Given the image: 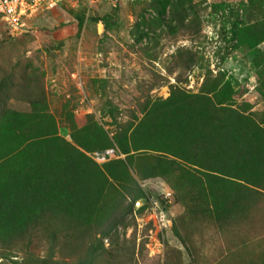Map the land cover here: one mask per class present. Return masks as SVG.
Here are the masks:
<instances>
[{"label": "rangeland", "instance_id": "374dc122", "mask_svg": "<svg viewBox=\"0 0 264 264\" xmlns=\"http://www.w3.org/2000/svg\"><path fill=\"white\" fill-rule=\"evenodd\" d=\"M27 25L10 35L0 17L4 107L30 112L26 95L44 91L66 140L89 115L112 137L118 125L142 116L147 100L169 98L180 71L181 88L211 97L223 90L264 125V0H67L39 9ZM179 54L196 60L188 73ZM88 155L100 165L126 159L116 152ZM130 168L136 183L128 179L124 188L113 181L105 197L118 203L124 224L103 243L100 230L88 224L86 244L68 234L56 258L68 264H264V191L247 192L238 215L216 224L203 214L205 201L184 202L173 178L141 179ZM141 189L145 196L136 198ZM42 233L34 232L30 250L45 257ZM77 243L84 250L75 260L68 248ZM4 254L0 264H32L25 249Z\"/></svg>", "mask_w": 264, "mask_h": 264}, {"label": "trees", "instance_id": "16d2710c", "mask_svg": "<svg viewBox=\"0 0 264 264\" xmlns=\"http://www.w3.org/2000/svg\"><path fill=\"white\" fill-rule=\"evenodd\" d=\"M179 65L188 73L196 60L186 62L179 54ZM181 75L171 84L169 98L147 100L142 116L118 125L112 137L89 115L83 126L72 130L71 141L58 134L44 91L41 97L26 95L30 112L4 107L0 92L1 257L25 249L32 264H68L56 258L65 248L61 239L75 234L86 244L88 224L100 230L103 243L125 222L118 203L105 200L106 191L113 181L124 188L128 179L136 183L130 167L141 179L173 178L184 202L205 201L203 214L216 224H229L238 215L247 192L264 191V125L238 109L223 90L211 97L181 88ZM95 151L126 154V159L100 165L88 155ZM193 191L198 192L191 196ZM144 196L141 189L136 198ZM37 230L48 240L45 257L30 250ZM174 231L183 237L176 225ZM84 244L71 245L69 256L75 258Z\"/></svg>", "mask_w": 264, "mask_h": 264}, {"label": "built area", "instance_id": "2783aa9c", "mask_svg": "<svg viewBox=\"0 0 264 264\" xmlns=\"http://www.w3.org/2000/svg\"><path fill=\"white\" fill-rule=\"evenodd\" d=\"M64 1L67 0H0V17L7 32L18 35L27 31V18L39 9L52 8ZM113 156L114 152H110V157Z\"/></svg>", "mask_w": 264, "mask_h": 264}]
</instances>
